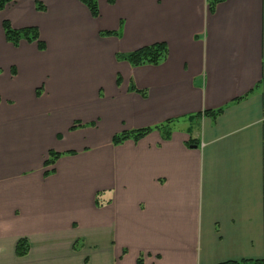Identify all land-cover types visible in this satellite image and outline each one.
Instances as JSON below:
<instances>
[{
  "label": "crops",
  "instance_id": "obj_1",
  "mask_svg": "<svg viewBox=\"0 0 264 264\" xmlns=\"http://www.w3.org/2000/svg\"><path fill=\"white\" fill-rule=\"evenodd\" d=\"M96 2L0 10V264L264 258V0ZM3 20L45 50L6 41ZM157 42L158 65L115 56ZM165 121L168 137L111 142Z\"/></svg>",
  "mask_w": 264,
  "mask_h": 264
},
{
  "label": "trees",
  "instance_id": "obj_2",
  "mask_svg": "<svg viewBox=\"0 0 264 264\" xmlns=\"http://www.w3.org/2000/svg\"><path fill=\"white\" fill-rule=\"evenodd\" d=\"M12 1L14 0H0V10H2L7 4H9ZM80 1L87 6L93 17L98 16L99 12H98V6L96 0H80ZM109 1L113 2V0H109ZM220 1L222 0H208L209 9L213 10L215 5ZM36 8L39 10H43V4L40 2H36ZM2 27L6 41L12 43L13 45L17 46L21 40H26L28 42H35L39 50L41 51L45 50L46 43L40 38L39 31L36 27L28 26L20 29H15L10 25V23L7 20H3ZM100 34L102 36L118 35V33L115 31H101ZM167 53H168L167 45L163 42H157L150 45L142 46L134 51L125 52V53L119 52L115 56L118 60H124L128 62L131 66H139L144 64L158 65L165 60ZM117 82H119V78L117 79ZM130 89L137 91L133 85L130 86ZM37 94H39L38 91ZM221 111L222 109L206 111V114L215 116L219 114ZM169 123L170 121H165L153 127H145V128L134 129L129 131H123L115 134L112 137L111 142L113 145H118L127 139H132L134 141H137L154 129L159 130V132H161L162 135L164 134V137H168L169 134L171 133V129L170 127H168ZM74 127L75 125L72 128ZM191 142L193 141H190V143ZM61 155L62 153L50 150L48 152V157L44 162V166L47 167L49 165L50 166L53 165ZM52 171L53 170L50 171L46 170L44 174L47 175ZM103 204L104 203L102 202L101 194L97 193L95 197V205L102 206ZM28 248H29L28 241L25 238H20L16 242V247H15L16 255L23 256L27 254ZM141 263H142V259L138 258L137 264H141ZM218 264H264V258L255 259V260L225 261Z\"/></svg>",
  "mask_w": 264,
  "mask_h": 264
},
{
  "label": "rangeland",
  "instance_id": "obj_3",
  "mask_svg": "<svg viewBox=\"0 0 264 264\" xmlns=\"http://www.w3.org/2000/svg\"><path fill=\"white\" fill-rule=\"evenodd\" d=\"M97 17H98V16H97ZM100 35H101V34H100ZM74 125H75V124H74ZM74 125H72V127H73ZM80 125H81V124H80ZM82 125H83V124H82ZM72 127H71V128H72ZM72 129H73V128H72ZM62 154H64V153H62ZM47 157H48V154H47ZM47 157H46V159H47ZM59 158H60V157H59ZM46 159H45V160H46ZM45 160H44V162H45ZM56 161H57V160H56ZM56 161H55V163H56ZM55 163H54V164H55ZM54 164L51 165V166H50V165L47 166L48 169H46V170H47V171L54 170V168H53V167H54ZM45 167H46V166H45ZM46 170H44V172H45ZM44 172H43V175H44V176H48V175L50 174V173H49V174L45 175ZM75 243H76V245H75ZM75 243H74V245H73V249H74V251H75V250H79V249H80L79 246H81V247L84 246V242H81V244L79 245L78 240H76ZM77 245H79V246L77 247ZM78 248H79V249H78ZM28 250H29V248H28ZM86 253H87V252H86ZM86 253L84 254V255H85L84 257H85L86 260H87V254H86Z\"/></svg>",
  "mask_w": 264,
  "mask_h": 264
}]
</instances>
